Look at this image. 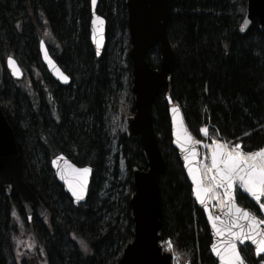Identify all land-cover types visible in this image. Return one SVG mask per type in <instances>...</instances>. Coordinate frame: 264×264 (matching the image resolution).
<instances>
[{"label": "trees", "instance_id": "1", "mask_svg": "<svg viewBox=\"0 0 264 264\" xmlns=\"http://www.w3.org/2000/svg\"><path fill=\"white\" fill-rule=\"evenodd\" d=\"M90 5L91 0H0V109L15 134L22 178L47 208L44 219L34 215L29 223L16 195L0 185L3 264H18L19 223L35 243L20 264H118L133 240V170L147 171L148 166L139 138H128L120 127L113 131L110 120L119 107L126 115L135 113L127 0H98L96 13L106 21L100 59L90 43ZM246 5L247 0H169L167 32L174 63L170 86L160 91L153 107L166 163L159 235L160 240L170 238L191 264L217 263L204 212L194 202L172 146L165 95L169 92L180 106L196 141L220 140L228 148L240 144L245 152L264 148V35L256 23L247 33L241 31ZM42 39L71 78L68 87L54 81L42 64ZM8 56L25 68L23 81L10 77ZM146 60L158 69V48ZM125 84L128 99L122 101ZM58 154L93 169L87 200L78 207L51 170ZM236 199L263 219L257 203L240 189ZM240 252L248 264L264 260L256 259L250 246Z\"/></svg>", "mask_w": 264, "mask_h": 264}, {"label": "water", "instance_id": "2", "mask_svg": "<svg viewBox=\"0 0 264 264\" xmlns=\"http://www.w3.org/2000/svg\"><path fill=\"white\" fill-rule=\"evenodd\" d=\"M97 5L98 0H96L94 6L91 2L90 42L96 57L100 59L106 47V21L96 13ZM127 13L131 44L130 57L133 66L131 92L134 95L135 114L125 118L124 127L128 138H139L148 170L142 172L136 168L133 170L135 190L130 198V205L134 222V236L133 241L124 246L122 257L118 264H170V256L162 254L159 246V232L162 227L160 181L165 174L166 163L155 133L153 117V107L157 96L161 90L168 89L170 86V73L174 63L173 49L167 32L170 17L169 0H127ZM95 17L102 18L103 23L97 22L94 25L92 21ZM253 23H256L258 29L264 35V0H247L245 17L240 26L241 31L247 33ZM155 48H158L160 56L158 69H153L146 60L148 54ZM39 52L42 63L51 77L59 82L60 85L68 87L71 84V79L63 73L51 57L44 41L40 42ZM10 59L13 62L11 64ZM5 66L14 81H21L24 78V71L14 57L6 58ZM63 75L68 77L67 81L62 78ZM165 100L171 126L172 146L177 152L185 176L192 187L194 202L204 212L212 237L211 255L217 264H222V260L217 256L214 248L217 250L223 249L224 243L228 238V232L226 231L223 236L218 235L213 223L217 227H224L230 224L232 216L235 215V207L249 211L254 215L255 213L251 209L243 208L238 204L236 199L237 187L240 188L238 185L234 187L233 208L231 211L229 210L228 197L224 195L223 188L216 187L224 195V205L220 208H212L209 192L206 196V204L202 205L199 202L195 193L196 185L192 176L189 175V171L190 169H198L197 179L205 187L200 170L203 145L197 144L190 134L183 112L175 104L169 92L165 95ZM188 137L191 139H186ZM182 144L185 148L194 147L196 149L197 155L194 159L189 151L182 149ZM186 156L189 159L186 160ZM83 168L90 170L86 177L82 173L74 171L75 169ZM51 169L57 182L63 187L64 192L72 200L74 206L78 207L84 204L90 190L93 169L88 166L79 167L75 165L64 154H59L51 160ZM61 172L65 174L63 179L61 178ZM214 174L215 169L210 171L211 178ZM76 179H86L80 198L73 195V188L79 191V184L75 183ZM69 180H72L73 183L70 184ZM0 185L7 194L14 193L16 195L28 221H31L34 215L41 219L46 216L47 208L22 178L20 154L15 134L1 109ZM241 190L253 201H256L245 190ZM261 200L264 201V197H261ZM210 216L212 219L209 218ZM216 217H219V219H216ZM239 222L247 224L245 220ZM258 229L264 231L263 224H259ZM232 230L236 231L237 229L233 227ZM235 243L243 264L248 263L242 257L239 250L240 247L249 245L254 249L256 258L264 256V253L257 255V246L251 240H244L243 242L237 240ZM0 264H2L1 252Z\"/></svg>", "mask_w": 264, "mask_h": 264}, {"label": "snow or ice", "instance_id": "3", "mask_svg": "<svg viewBox=\"0 0 264 264\" xmlns=\"http://www.w3.org/2000/svg\"><path fill=\"white\" fill-rule=\"evenodd\" d=\"M94 6L96 0H91ZM103 23L102 18L95 17L92 23L95 25ZM13 63L10 59V64ZM65 81L68 80L66 75L62 77ZM202 132L207 133V129H201ZM190 140L191 138H186ZM200 143V141H196ZM214 147L211 152V166L205 165L207 171L215 169V174L212 176L214 181V187L224 189V195L228 197L229 210L233 208L232 200L234 198V187L238 185L241 189L250 194L258 203L261 201V197H264V148H260L257 151H242L240 144H235L234 147L229 150L226 146L218 141L213 142ZM182 149L189 151L194 159L197 155L194 147L185 148L181 145ZM185 159H189L188 156ZM55 163V162H54ZM75 172L82 173L84 177L90 171L88 168L75 169ZM197 170L190 169L189 175L192 176L193 182L196 185L195 193L199 202L206 204V196L210 191L209 188L204 187L197 179ZM61 178H65V174L61 172ZM70 184L72 180L68 181ZM76 184H79V191L73 188V195L80 198L83 193V186L86 183V179H76ZM260 209L264 211V203H260ZM235 215L231 218V223L224 227H217L213 223V227L216 229L217 234L223 236L228 232V238L224 243L222 250L214 248L217 256L222 260V264H243V260L237 250L235 241L239 240H251L257 247V255L264 253V231L258 229L259 224H264V219L258 220L257 217L249 211L242 210L239 207L234 208ZM212 219V217H209ZM219 219V217H216ZM245 220L247 224H242L239 221ZM223 223V221H221ZM233 227L237 230L233 231ZM81 247L87 251V245L81 241Z\"/></svg>", "mask_w": 264, "mask_h": 264}, {"label": "rangeland", "instance_id": "4", "mask_svg": "<svg viewBox=\"0 0 264 264\" xmlns=\"http://www.w3.org/2000/svg\"><path fill=\"white\" fill-rule=\"evenodd\" d=\"M128 89L127 86L125 84L124 90H123V95H122V101L127 100L128 99ZM126 113H123V109L121 110V107H119V110L116 113H112L111 116V126L113 128V131L117 128H122L124 130V118L126 117ZM211 145V144H210ZM207 146V145H206ZM232 149V148H231ZM230 149V150H231ZM114 150H116V148L114 147ZM204 151L202 152V157H201V169L203 166L207 165L210 167V156H209V152L205 149H203ZM218 195H220V199L223 201V195L220 191H218ZM262 203V202H260ZM260 203H258V205L260 206ZM212 206L219 208L216 202H212ZM19 218L20 216L17 215ZM15 240L17 243V249H16V259L18 260V263L21 262V260L23 259H27L28 257V250L29 249H33L35 247V243L31 237V233L27 232L26 228H25V224L23 223H19L18 228H17V234L15 235ZM8 261H12V256H8ZM43 259H41L40 261L42 262ZM41 264H45V263H41Z\"/></svg>", "mask_w": 264, "mask_h": 264}, {"label": "bare ground", "instance_id": "5", "mask_svg": "<svg viewBox=\"0 0 264 264\" xmlns=\"http://www.w3.org/2000/svg\"><path fill=\"white\" fill-rule=\"evenodd\" d=\"M212 148H213V144L203 147V149L207 150L209 153L212 152ZM201 174H202L203 184L207 188L210 189L209 195H210L211 205H212V202H216L218 207L220 208L223 205L224 199H223V201L220 199V197H219L220 195H218L219 189L213 186L214 182L210 176V171H207V169L203 166L201 169Z\"/></svg>", "mask_w": 264, "mask_h": 264}, {"label": "built area", "instance_id": "6", "mask_svg": "<svg viewBox=\"0 0 264 264\" xmlns=\"http://www.w3.org/2000/svg\"><path fill=\"white\" fill-rule=\"evenodd\" d=\"M163 248L167 252H172L173 251V245H172V243H171V241L169 239H167V240L164 241ZM172 259H173L172 260V264H184V263H182L180 261V259L176 255H173V258Z\"/></svg>", "mask_w": 264, "mask_h": 264}, {"label": "flooded vegetation", "instance_id": "7", "mask_svg": "<svg viewBox=\"0 0 264 264\" xmlns=\"http://www.w3.org/2000/svg\"><path fill=\"white\" fill-rule=\"evenodd\" d=\"M262 215H263V218H264V211H261Z\"/></svg>", "mask_w": 264, "mask_h": 264}]
</instances>
